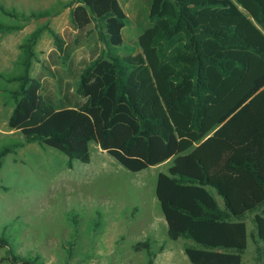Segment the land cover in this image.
Returning a JSON list of instances; mask_svg holds the SVG:
<instances>
[{
  "label": "trees",
  "instance_id": "obj_1",
  "mask_svg": "<svg viewBox=\"0 0 264 264\" xmlns=\"http://www.w3.org/2000/svg\"><path fill=\"white\" fill-rule=\"evenodd\" d=\"M74 6L69 5L68 7ZM12 19L49 18L50 11ZM151 27L138 38L139 52L122 56L130 19L119 0H78L72 27L94 25L105 57L82 71L76 94L84 102L57 109L30 75L35 46L48 30L56 49L62 38L48 25L21 45L22 73L11 92L8 128L26 144L39 143L75 162L90 163L96 144L125 169L138 173L173 160L157 178L156 197L170 240L186 239L192 264H242L248 248L245 218L254 222L264 255V0H151ZM0 21V37L21 30ZM19 145L0 150L2 159ZM214 192L223 200L221 208ZM0 237V248L9 247ZM149 250L150 240L135 244ZM13 264H41L12 255ZM148 264H154L149 253Z\"/></svg>",
  "mask_w": 264,
  "mask_h": 264
},
{
  "label": "rangeland",
  "instance_id": "obj_2",
  "mask_svg": "<svg viewBox=\"0 0 264 264\" xmlns=\"http://www.w3.org/2000/svg\"><path fill=\"white\" fill-rule=\"evenodd\" d=\"M78 0H0V5L19 14L50 11L49 18L30 22L12 19L0 12V21L21 30L0 37V150L19 145L2 159L0 169V237L9 247L0 248V264H13L12 255L38 257L41 264H192L185 254L190 240L172 241L156 197L159 173H167L173 160L134 173L116 162L96 144L90 145V163L67 167L60 151L39 143L26 144L24 137L8 128L14 102L11 92L18 83L8 78L22 73L21 45L37 28L48 25L64 42V52L55 46L46 30L34 50L30 75L42 83L41 95L57 109L83 103L75 90L90 62L105 57L94 25L78 32L70 12ZM130 19L123 30L122 56L136 54L138 38L151 27V0H119ZM74 6L68 7L69 5ZM213 195L224 208L223 200ZM255 214L245 218L248 248L242 264H264L257 254ZM150 240L149 250L135 244Z\"/></svg>",
  "mask_w": 264,
  "mask_h": 264
},
{
  "label": "crops",
  "instance_id": "obj_3",
  "mask_svg": "<svg viewBox=\"0 0 264 264\" xmlns=\"http://www.w3.org/2000/svg\"><path fill=\"white\" fill-rule=\"evenodd\" d=\"M83 102H84V100H83ZM216 198V197H215ZM218 201V200H217ZM218 203H219V201H218ZM219 205H220V203H219ZM221 206V205H220ZM222 208V207H221Z\"/></svg>",
  "mask_w": 264,
  "mask_h": 264
}]
</instances>
